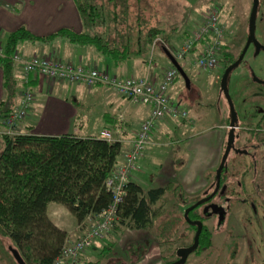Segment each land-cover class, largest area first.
<instances>
[{"label": "rangeland", "instance_id": "obj_1", "mask_svg": "<svg viewBox=\"0 0 264 264\" xmlns=\"http://www.w3.org/2000/svg\"><path fill=\"white\" fill-rule=\"evenodd\" d=\"M132 1L139 8L145 7V10L147 8V13H140L142 17L152 18L154 10L158 13L161 24L167 32L160 35L163 39L166 34H174L173 45L182 42L203 12L213 4H218L222 22L226 26L225 48L236 57L245 45L252 0ZM255 37L258 41L264 42V0H259L255 12ZM143 54L145 59L160 68H164L169 62L167 54L159 45L147 47ZM195 57L196 53H192L188 59L193 61ZM222 63L223 54L215 70L202 71L197 66L191 65L185 69L190 77L188 85L180 73L175 76L168 90L169 96L175 105L185 110L186 116L179 120L168 115L166 119L170 117L172 128L158 129L152 133L140 157L137 170V177L143 181L141 184L144 187L168 182L171 177L167 174L173 171L171 168H177V165H182L185 161L186 153L183 151L186 145L182 146L181 143L187 139V136L203 130L213 133L210 151L213 150L217 143L216 134L221 130L219 125L222 122L227 123V118L230 116L229 104L220 88ZM249 65L257 74H261V69L264 72V52L258 54L247 52L244 59L233 67L227 77L229 95L236 111L234 128L228 125L227 133L224 130L226 139L231 131L235 134L225 164V167L228 165L224 181L226 190L221 195L228 198L226 199L227 215L220 224L215 217L207 220L205 236H210V244L190 253L183 264H264V189H262L263 193L259 191V200H256L255 196V187L258 184L264 188V144L259 145L258 148H248L254 153V157L233 154L238 145L241 147L247 145L245 140L250 136L247 127L255 126L258 121L263 122L262 127H264V85L254 82ZM41 98L39 97V100ZM192 119H196L194 125L190 124ZM35 129L44 132V135H53L45 133L57 132L59 128H50L49 124L40 123ZM239 134L240 138H238ZM252 142L258 141L254 139ZM219 160L220 154L217 155L215 165L203 175L206 184L199 185V189L192 197L184 196L182 187L177 194L165 193L161 201L155 204L160 206L163 212L155 218L150 228L132 230L121 227L117 230L114 226L105 235L106 243L98 245L97 251L89 256L92 259L91 264L134 263L135 259H141L146 252L147 258L140 264H146L150 258L154 263V257L156 260L160 259V263L163 264L162 256L170 259L176 247L190 245L195 232L188 227L184 212L197 198L212 188ZM238 181L242 182L244 189H238ZM255 206L258 209L257 213ZM91 222L93 220L88 221L84 229ZM65 224L71 227L70 224L66 222ZM81 228H76L74 230L76 232L73 231L70 236H77L81 233L80 230H83ZM160 240L163 244L159 243ZM151 242L156 245L155 248L150 245ZM11 243L12 240L8 237L0 238V264H17L10 251Z\"/></svg>", "mask_w": 264, "mask_h": 264}, {"label": "trees", "instance_id": "obj_2", "mask_svg": "<svg viewBox=\"0 0 264 264\" xmlns=\"http://www.w3.org/2000/svg\"><path fill=\"white\" fill-rule=\"evenodd\" d=\"M73 1L81 18V32L63 27L49 35L36 36L20 27L7 35L4 45L6 56L1 59L7 94L0 102V120L16 104L10 54L17 49L19 42L28 40L50 44L63 39L70 44L92 46L100 55L120 64L145 52L161 32L148 25L152 21L149 16H140V13L148 12L147 8H139L132 0ZM133 41L137 43L136 48H133ZM225 47L222 50V73L236 59ZM226 122L229 125V117ZM122 150L120 140L109 141L100 135H44L30 131L0 134V238L12 240L9 246L16 250L25 264H53L66 242L67 231L50 218L48 203L63 205L78 223L87 225L112 202L113 194L107 189L105 180L119 164ZM221 175L224 182V170ZM141 183L129 180L124 184L125 193L117 206L118 218L114 224L117 230L121 227L132 230L150 228L163 212L155 204L165 193L177 194L181 190V185L172 181L152 187H144ZM188 216L194 217L195 211ZM187 224L191 230L195 229V226ZM206 233L207 228H204L194 251L210 244V236H205ZM159 243L163 244V241ZM177 248L170 259L161 257L163 264L178 258Z\"/></svg>", "mask_w": 264, "mask_h": 264}, {"label": "crops", "instance_id": "obj_3", "mask_svg": "<svg viewBox=\"0 0 264 264\" xmlns=\"http://www.w3.org/2000/svg\"><path fill=\"white\" fill-rule=\"evenodd\" d=\"M151 17V24L148 25L157 28L159 31L161 30V32L158 31L159 35L157 36L160 37V40L154 45L161 46L166 54L167 52L171 54L172 50L177 46L173 45L174 34H166V37L164 36L162 39L160 34L167 32L165 27L161 25L158 13L154 10V14ZM20 27L26 28L36 36H46L63 27L71 28L75 32L82 31L81 18L73 0H0V40L2 43L5 45L7 35ZM154 45L152 43L150 47ZM136 47L137 43L133 41V48ZM16 48L27 56L34 54L51 55L76 63L106 68L111 74L119 77L147 76L155 82L159 81L165 71L173 65L167 56L169 62L164 68L154 66L152 62L145 59L143 53L133 55L131 56L132 58L130 57L120 64H115L111 58L100 55L92 46L70 44L63 39H57L50 44L24 40L19 42ZM178 62L185 72V69L191 67L188 58ZM186 74L188 75L187 72ZM11 83L15 88V96L13 98L16 102L21 87V76L20 69L15 62L12 63ZM29 83L35 98L26 118L19 126L18 132L30 131L36 134H43L44 132L36 131L35 129L42 123L49 124L50 128H59L57 132L45 134L73 133L82 137L99 136L102 130L112 129L115 118L119 114H123L120 132L115 133V138L121 141L123 149L119 157V163L122 162L125 153L129 150L140 122L147 116L149 110L143 104H133L128 99L118 96L103 84L87 87L81 83L68 84L42 76H30ZM6 94L4 68L0 59V102L5 98ZM39 97H42L41 100H39ZM195 120L192 119L190 124L194 125ZM172 125L169 117L161 121L155 131L163 128L170 129ZM2 128L0 124V131ZM219 128L221 130L216 134L217 143L212 151H210V144L213 133H209L206 130L191 134L182 141L181 145H186L183 151L186 153L185 161L182 165H177V168L170 167L173 171L168 172L167 176L171 177L168 181L181 185L184 196L192 197L199 189V185L206 184V181L204 182L203 180V175L215 165L217 155H221L225 140L224 130L227 133L228 124L222 122ZM137 175V171L134 172L131 180L138 179L143 182ZM47 211L55 224L67 231V240H74L77 237L70 236V233L76 228L82 227L81 229L84 230L86 226L78 223L75 217L59 203L49 202ZM65 222L70 224L71 227H67ZM83 230H80V232ZM106 238L97 240L92 247L81 255V264L92 263V259L89 256H91L92 252L97 251L98 245L103 244ZM150 245L154 248L156 246H154L153 242ZM147 256L148 253L146 252L141 259H135L134 263L128 264H140ZM153 260H155L154 263L152 258H150L146 261V264H161L160 259L156 260L154 257Z\"/></svg>", "mask_w": 264, "mask_h": 264}, {"label": "built area", "instance_id": "obj_4", "mask_svg": "<svg viewBox=\"0 0 264 264\" xmlns=\"http://www.w3.org/2000/svg\"><path fill=\"white\" fill-rule=\"evenodd\" d=\"M160 40L156 37L153 45ZM226 42V26L221 19L220 6L213 4L202 13L199 21L171 52L177 61H183L192 53H196L191 65L202 71H212L219 66L222 50ZM5 48L0 40V59L4 58ZM10 59L20 69L21 87L18 99L13 109L1 118L2 130L0 134L19 133L22 124L31 108L35 94L29 83L30 76H42L51 80L63 81L68 84L81 83L87 87L97 84L107 86L118 96L128 99L133 104H143L148 107L147 116L140 122L139 128L131 142L129 150L125 153L113 173L105 180V185L112 194L109 207L97 214L93 220L74 240H67L53 264H81V255L97 240H101L113 228L117 220V206L125 193L124 184L131 180L134 172L138 170V160L142 156L146 144L158 124L168 115L179 120L186 116L185 110L175 105L169 96V87L175 76L179 73L175 66L168 68L163 77L155 82L147 76L113 75L106 68L94 65L76 63L51 55L34 54L27 56L19 50L10 54ZM123 114L115 118L112 129H104L100 136L107 140H114L115 133L120 132Z\"/></svg>", "mask_w": 264, "mask_h": 264}, {"label": "water", "instance_id": "obj_5", "mask_svg": "<svg viewBox=\"0 0 264 264\" xmlns=\"http://www.w3.org/2000/svg\"><path fill=\"white\" fill-rule=\"evenodd\" d=\"M258 2H259V0H253V3H252L251 13H250L249 21H248V37H247V41H246V44H245L243 50L241 51L238 58L225 68V70L223 71V73L220 77V88H221V90H222V92H223V94H224V96H225V98L229 104V108H230L229 126L231 128H234V126H235L236 111H235L232 99L229 95L228 85H227V77H228V73L233 69V67L236 66L238 64V62H240L243 59V57L246 53V50H247V48L251 42L254 43L256 48H259L261 46V44L258 42V40L255 37V12H256V9L258 6ZM167 56L171 60V63L173 64V66H175L177 68L178 72L185 78L186 83L188 85L190 78L186 74V72L184 71L182 66L172 56V54L167 52ZM234 139H235V134L233 131H231L229 133V135L227 136L226 146H225L224 152L222 154L220 163L216 169V177H215L216 178V181H215L216 187H215L214 191L211 194L207 195L206 197L198 199L195 203L190 205L184 212V217H185L186 221L191 223V224L196 225V231H195V234L193 237V242L190 245L178 247L176 250V255L178 258L176 260L168 262L166 264H183V263H185L188 255L190 253H192L198 247L199 237H200V233L202 231L203 224H202L201 220H194V221L191 220L188 217V212L191 209H193L194 207H196L197 205H200L202 202L210 199L214 195V193L218 190V188L220 186L221 171L225 166V162H226L228 154L231 150L232 143H233ZM220 209H221V212H219V216H220V219H222L223 214H224V209H222V208H220ZM214 211H216V210L214 209ZM10 251H11L12 256L14 257L15 261H17L19 264H25L15 249L10 247Z\"/></svg>", "mask_w": 264, "mask_h": 264}, {"label": "flooded vegetation", "instance_id": "obj_6", "mask_svg": "<svg viewBox=\"0 0 264 264\" xmlns=\"http://www.w3.org/2000/svg\"><path fill=\"white\" fill-rule=\"evenodd\" d=\"M252 3H253V0H252ZM258 4H259V2H258ZM247 37H248V35H247ZM247 37H246V41H247ZM246 41H245V44H246ZM260 44H261V46L259 47V48H256V46L254 45V43L253 42H251L250 44H249V46H248V48H247V50H246V53L247 52H250V53H255V54H258V53H261V52H264V42L263 41H258ZM245 46V45H244ZM244 48V47H243ZM243 50V49H242ZM241 50V51H242ZM241 51H240V53H241ZM240 53L236 56V59L238 58V56L240 55ZM246 53H245V55H246ZM245 55H244V57H245ZM244 57H243V59H244ZM235 59V60H236ZM242 59V60H243ZM234 60V61H235ZM241 60V61H242ZM248 68H249V70H250V73L252 74V76H253V80H254V82H256V83H258V84H261V85H264V72H263V69H261L260 70V73L261 74H257V73H255V70H254V68L251 66V65H249L248 66ZM229 121H230V116H229ZM263 123V122H262ZM262 123H261V121H258L257 123H256V125L255 126H253V127H247V129L249 130V134H250V136H248V138L245 140V142H247V145H245V147H241V146H237V147H235V149H234V153L233 154H239V155H242V156H249V157H254V153L253 152H251V151H249L248 150V148L249 147H252V148H258L259 147V145H262V144H264V135L263 136H260V134L261 133H263L264 134V127H262ZM246 129V128H245ZM260 136V137H259ZM238 138H240V134L238 135ZM254 139H256V141H258L257 143H253L252 141L254 140ZM227 141V140H226ZM245 148V149H244ZM224 152V151H223ZM230 153V152H229ZM229 155V154H228ZM222 157V156H221ZM228 158V157H227ZM221 160V159H220ZM227 161V160H226ZM220 163V162H219ZM225 164H226V162H225ZM219 165V164H218ZM226 166V165H225ZM224 166V168L222 169V170H224L225 171V173L227 172V169H228V165H227V167H225ZM218 167V166H217ZM217 167H216V169H217ZM221 174H222V171H221ZM216 170H215V175H214V182H213V186H212V188L208 191V192H205L203 195H201L199 198H197V200L198 199H200V198H203V197H206L207 195H209V194H211L213 191H214V189H215V187H216V183H215V181H216ZM226 186H225V183L224 182H222V175H221V177H220V186H219V188H218V190L214 193V195L210 198V199H208V200H206V201H204V202H202L200 205H197L196 207H194L193 209H191L188 213H190L191 211H195V216L194 217H192V218H190L189 216V218L191 219V220H201L202 221V224H203V227H202V231H201V233L203 232V230H204V228H207V224H206V222H207V220H209L210 218H213V217H215L216 219H217V222L220 224V223H222L224 220H225V218H226V215H227V205H226V199L228 200V198H226V197H221V195L225 192V190H226V188H225ZM237 187H238V189H240V190H242V189H244L245 188V186H243L242 185V182L241 181H238L237 182ZM256 189V193H255V196H256V200H259V191L260 192H262L263 193V191H262V189H264V188H262L261 186H260V184H258L256 187H255ZM218 197H221L220 199H218ZM196 200V201H197ZM195 201V202H196ZM195 202H193V203H195ZM264 203V202H263ZM253 205V204H252ZM220 208H222V209H224V214H223V217H222V219H220V216H219V212H221V209ZM214 209L216 210V211H214ZM254 209H255V212L257 213V211H258V209H257V207L255 206L254 207ZM189 223V222H188ZM189 224H191V223H189ZM191 225H193V226H195V229H194V232L196 231V225L195 224H191ZM200 233V234H201ZM195 234V233H194ZM194 237V236H193ZM192 242H193V240H192Z\"/></svg>", "mask_w": 264, "mask_h": 264}]
</instances>
